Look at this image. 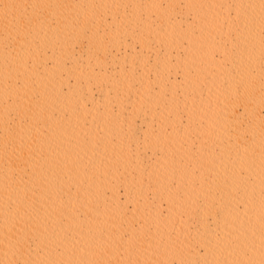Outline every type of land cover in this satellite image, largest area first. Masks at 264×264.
I'll return each instance as SVG.
<instances>
[{
	"label": "bare ground",
	"instance_id": "6f19581e",
	"mask_svg": "<svg viewBox=\"0 0 264 264\" xmlns=\"http://www.w3.org/2000/svg\"><path fill=\"white\" fill-rule=\"evenodd\" d=\"M0 264H264V0H0Z\"/></svg>",
	"mask_w": 264,
	"mask_h": 264
}]
</instances>
